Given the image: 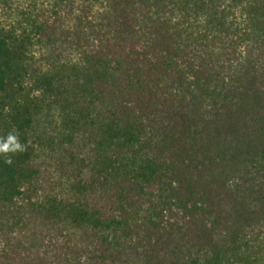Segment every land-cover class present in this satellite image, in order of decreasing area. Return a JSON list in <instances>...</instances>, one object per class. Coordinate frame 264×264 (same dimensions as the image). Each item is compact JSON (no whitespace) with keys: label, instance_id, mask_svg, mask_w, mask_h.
I'll use <instances>...</instances> for the list:
<instances>
[{"label":"trees","instance_id":"16d2710c","mask_svg":"<svg viewBox=\"0 0 264 264\" xmlns=\"http://www.w3.org/2000/svg\"><path fill=\"white\" fill-rule=\"evenodd\" d=\"M11 1L0 264H264V0Z\"/></svg>","mask_w":264,"mask_h":264},{"label":"rangeland","instance_id":"374dc122","mask_svg":"<svg viewBox=\"0 0 264 264\" xmlns=\"http://www.w3.org/2000/svg\"><path fill=\"white\" fill-rule=\"evenodd\" d=\"M29 0H12L10 5L11 7H22L24 4H26ZM11 12V9L7 7V9H3V11L0 10V21L6 20L7 21V15ZM39 105L41 106V112H42V119H50L58 123V111L55 105H51V102L46 97H40L38 98Z\"/></svg>","mask_w":264,"mask_h":264},{"label":"clouds","instance_id":"9594fccd","mask_svg":"<svg viewBox=\"0 0 264 264\" xmlns=\"http://www.w3.org/2000/svg\"><path fill=\"white\" fill-rule=\"evenodd\" d=\"M24 151V146L19 143L18 136L13 132L8 133L5 137L0 138V154H9ZM6 164H11L12 160L9 157L4 161Z\"/></svg>","mask_w":264,"mask_h":264}]
</instances>
